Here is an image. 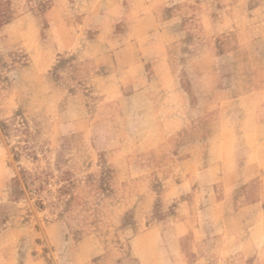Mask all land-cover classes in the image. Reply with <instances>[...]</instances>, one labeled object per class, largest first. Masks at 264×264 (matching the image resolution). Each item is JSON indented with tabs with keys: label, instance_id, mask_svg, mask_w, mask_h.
<instances>
[{
	"label": "rangeland",
	"instance_id": "rangeland-1",
	"mask_svg": "<svg viewBox=\"0 0 264 264\" xmlns=\"http://www.w3.org/2000/svg\"><path fill=\"white\" fill-rule=\"evenodd\" d=\"M0 264H264V0H0Z\"/></svg>",
	"mask_w": 264,
	"mask_h": 264
}]
</instances>
